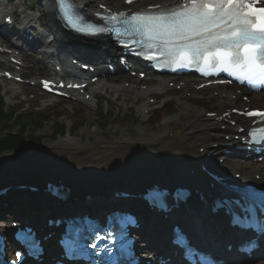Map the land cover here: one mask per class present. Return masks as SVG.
<instances>
[{"label":"bare ground","instance_id":"obj_1","mask_svg":"<svg viewBox=\"0 0 264 264\" xmlns=\"http://www.w3.org/2000/svg\"><path fill=\"white\" fill-rule=\"evenodd\" d=\"M4 1L0 0V16L7 14V6ZM41 1L47 10L48 18L46 28L44 31H40L39 37L41 40L48 39L46 44L43 43V46L47 50L53 51V57L65 60L63 57L65 53L70 55L78 53V51H83L81 55H85V57L94 56L90 51L102 41L99 40L100 42L95 43L75 38L57 22L54 0ZM75 1L87 9H93L95 4L108 0ZM25 17H29L26 18L27 23L32 19L31 15ZM3 31L5 29L0 28L1 34ZM39 43L37 41V44ZM111 48L114 47L111 46ZM111 53H114L113 49L109 51L108 56ZM148 91L136 88L133 93L139 96ZM224 100L228 99L224 98ZM202 113L197 120L190 124V129L186 133L181 132V126L175 122V119L168 121L166 124L171 126L170 129L174 131L173 137H170L169 134L154 136L145 129L143 132H147V136L138 138L135 142L125 138L116 141L98 138L96 141L83 144L80 138L69 135L56 143L44 145L36 152L15 154L9 158L4 155L0 157V176L2 180L30 176L29 179L41 183L47 182L50 174L67 176L69 182L75 183L112 181L114 176H117L118 179H121L120 176L128 179L139 177L142 181H148L157 175H165L167 172H172L171 175H179L181 170H185L181 174L184 176L190 167L203 159L199 148L215 142L209 141V139L219 138L217 130L219 122L215 121V118L207 117L206 113ZM128 164H133V168L127 167ZM165 166L170 167L166 168ZM242 173L244 179H253V175L246 173L245 169ZM22 193H24L23 195L35 194L29 190H24ZM149 222L146 220L147 225ZM211 225L215 231L223 228L222 222L216 219ZM224 234L222 231V235ZM258 264H264V262Z\"/></svg>","mask_w":264,"mask_h":264},{"label":"snow or ice","instance_id":"obj_2","mask_svg":"<svg viewBox=\"0 0 264 264\" xmlns=\"http://www.w3.org/2000/svg\"><path fill=\"white\" fill-rule=\"evenodd\" d=\"M258 3L259 0H175L171 7L153 5L156 12L132 13L123 23L140 35L141 42L152 52L149 59L166 57V62L175 67H199L205 76L223 71L253 86L264 85V7H257ZM66 18L79 32L123 34L120 28L92 24L82 27L71 16ZM51 84L43 82L49 90ZM246 114L264 118V111ZM182 238L178 234L177 239Z\"/></svg>","mask_w":264,"mask_h":264},{"label":"rangeland","instance_id":"obj_3","mask_svg":"<svg viewBox=\"0 0 264 264\" xmlns=\"http://www.w3.org/2000/svg\"><path fill=\"white\" fill-rule=\"evenodd\" d=\"M6 1L8 2L6 3L7 9L15 11L17 14L16 18L20 21L22 20L24 13H30L32 15L39 13L40 16L44 14L42 6L35 3L34 5L31 0ZM107 3H113L116 6H120L122 0H109ZM25 9H27V12H23ZM46 19L47 16H44V20ZM43 49L44 48L38 50V52L31 53L32 55L29 56L30 59L35 61L34 65L36 68L30 69V71L36 76L53 73L52 67L48 68L46 66L48 59H51V57L50 55H44ZM121 75L124 77L120 78ZM125 76H127V74H120L116 77L117 80H115V82H122V80L126 79ZM0 87L3 94L11 99L8 100L5 98L6 101L4 100V108L6 111H15L18 115L40 113V111H42L40 114L47 117L48 120H46L45 125L41 130L39 129V134L44 137L42 139V147L46 144L56 143L60 139L68 137V135L80 138L83 144H86L89 141H96L98 138L109 141H116L125 138L130 141H135L138 138L146 137L147 132L154 136L167 135L169 134L171 126H168L166 123L168 121L170 122L171 119H175V122L182 123L189 129L190 124L193 123L199 115V112L197 111L199 107L195 106L198 101L195 99H189L186 94L180 92L175 93L169 91L167 94L162 95L160 102L157 103V107H160L162 103L171 97L176 101V104L174 105V108L176 109L175 114L164 117L161 112L159 115L162 116L158 118L157 113L155 114L156 110L153 107V111L149 114V118L145 119L143 117L141 101L136 100V98L129 95L128 92H116L112 89H108L107 91L101 92L103 95L100 96H103V99L98 101L97 108H90L88 105L63 103L62 101L48 99L42 95L38 88H30L26 86H24V91L30 105H28L27 102L17 104V102L11 98L14 94L12 84L9 82H6L5 84L0 83ZM205 99L208 100V97H205ZM17 100L21 101L19 98ZM11 102L12 104H10ZM211 103L213 102L211 101ZM101 108H104L108 113L114 115H112L113 118L109 117L107 119L110 120L106 121L105 128H101L97 125V115L100 113ZM123 112H125L126 115L124 119H122L121 116V114H124ZM83 117L86 119V124H82L83 126L79 129L73 130V128L69 134L65 135L55 136L53 134V127L58 120H63L67 124V128L70 130L71 125L74 122L80 121ZM135 119L137 120L135 121ZM155 119L157 122L153 123V120ZM31 129L29 135L33 134ZM145 129L147 132H143ZM27 139L30 140V138ZM28 140L26 141L28 142ZM42 147H39V149ZM18 152L22 154L30 153L22 150ZM2 154H0V156H3ZM257 168L258 171H264V162L257 165ZM28 177L30 176H26L23 179H28ZM1 178L2 177L0 176V181L2 180ZM16 194L17 193H15V195ZM20 199L32 201L33 203L36 202L34 199L27 196Z\"/></svg>","mask_w":264,"mask_h":264},{"label":"trees","instance_id":"obj_4","mask_svg":"<svg viewBox=\"0 0 264 264\" xmlns=\"http://www.w3.org/2000/svg\"><path fill=\"white\" fill-rule=\"evenodd\" d=\"M11 120V117L9 118ZM20 122V121H19ZM22 123V127L19 130L17 136H11V134L7 135L6 139H0V151L4 150H14L16 148L22 147L24 144L25 136L24 133L26 132L27 124ZM16 124V121L8 122L5 116L0 114V134L4 131H10ZM80 123H75V127L78 126ZM35 125L41 127L42 123L39 121L35 123ZM65 131V125H59L57 131ZM32 131H34L32 129ZM35 133V132H34ZM41 143V139L37 136H32L31 146H38Z\"/></svg>","mask_w":264,"mask_h":264}]
</instances>
